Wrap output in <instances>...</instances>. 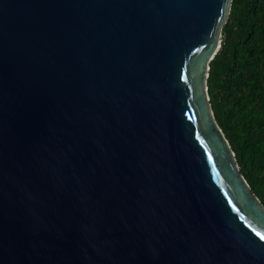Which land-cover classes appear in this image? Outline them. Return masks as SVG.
<instances>
[{
    "label": "water",
    "instance_id": "obj_1",
    "mask_svg": "<svg viewBox=\"0 0 264 264\" xmlns=\"http://www.w3.org/2000/svg\"><path fill=\"white\" fill-rule=\"evenodd\" d=\"M233 2L0 0V264H264L208 91Z\"/></svg>",
    "mask_w": 264,
    "mask_h": 264
},
{
    "label": "trees",
    "instance_id": "obj_2",
    "mask_svg": "<svg viewBox=\"0 0 264 264\" xmlns=\"http://www.w3.org/2000/svg\"><path fill=\"white\" fill-rule=\"evenodd\" d=\"M209 94L241 172L264 204V0H234Z\"/></svg>",
    "mask_w": 264,
    "mask_h": 264
},
{
    "label": "snow or ice",
    "instance_id": "obj_3",
    "mask_svg": "<svg viewBox=\"0 0 264 264\" xmlns=\"http://www.w3.org/2000/svg\"><path fill=\"white\" fill-rule=\"evenodd\" d=\"M262 239H264V237H261Z\"/></svg>",
    "mask_w": 264,
    "mask_h": 264
},
{
    "label": "clouds",
    "instance_id": "obj_4",
    "mask_svg": "<svg viewBox=\"0 0 264 264\" xmlns=\"http://www.w3.org/2000/svg\"><path fill=\"white\" fill-rule=\"evenodd\" d=\"M223 46V45H222ZM208 91H209V89H208Z\"/></svg>",
    "mask_w": 264,
    "mask_h": 264
}]
</instances>
